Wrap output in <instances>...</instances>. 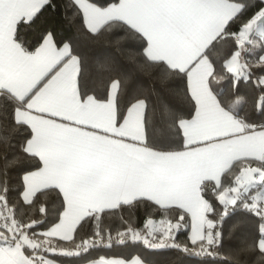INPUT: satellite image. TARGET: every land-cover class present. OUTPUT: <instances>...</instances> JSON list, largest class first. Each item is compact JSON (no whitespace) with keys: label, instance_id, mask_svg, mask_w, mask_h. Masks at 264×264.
I'll return each mask as SVG.
<instances>
[{"label":"snow or ice","instance_id":"obj_1","mask_svg":"<svg viewBox=\"0 0 264 264\" xmlns=\"http://www.w3.org/2000/svg\"><path fill=\"white\" fill-rule=\"evenodd\" d=\"M72 3L83 12L91 35L120 25L140 41L142 71L155 69L162 83L183 78L194 112L190 118L178 117L162 101L158 110L156 105L150 108L148 96L134 97L122 111L123 80L119 76H109L102 95L89 94L84 84L85 60L73 54L68 43L58 48L52 33L43 37L35 51L19 42L20 27L30 26L45 10L54 9L53 0H0V109H10L0 115V149L4 152L0 155V264H56L45 254L79 256L105 238L110 245L112 235L105 237L99 229L94 233L96 239L82 240L75 251L59 248L51 238L71 240V232L84 216L99 220L98 214L105 209L141 200L191 213L192 248L175 242V232L184 227L183 214L175 222L160 220L159 227L149 220L145 227H152L144 234L129 226L116 233L117 243L130 239L142 241L154 252L176 250L219 258L224 218L229 207L235 206L258 218L259 237H242L222 264H247L250 256H255L253 264H264V124L257 131L234 113L242 98L225 100L213 88L226 74L231 75L233 90L241 80L251 79L253 65L243 60L242 52L255 48L264 52V6L244 20L249 11L245 0ZM253 36H259V41ZM228 41L235 50L218 64L217 46ZM255 67L264 73V55L258 56ZM100 68L105 73L114 71L109 63ZM256 84L261 95L255 106L264 113V75L257 77ZM9 115L12 129H30V138L24 139L12 159L6 155L10 145L4 122ZM151 136L161 142L181 137L182 150L149 146ZM21 156L36 160L35 170L22 177L24 204L34 205L42 191L55 189L58 197L62 194L63 218L50 230L36 232L42 220L25 223L16 218L15 205L9 206L8 170ZM237 164L242 165L239 173L225 185L222 176ZM210 183L224 206L219 223L206 215L215 211L202 195ZM257 185L260 190L248 197ZM38 212L45 214L47 209L40 206ZM239 227V222L233 224L231 231ZM89 264L123 261L101 259ZM134 264L146 262L137 259Z\"/></svg>","mask_w":264,"mask_h":264},{"label":"trees","instance_id":"obj_2","mask_svg":"<svg viewBox=\"0 0 264 264\" xmlns=\"http://www.w3.org/2000/svg\"><path fill=\"white\" fill-rule=\"evenodd\" d=\"M92 3L106 5L112 0H89ZM54 9L45 10L39 18L30 26H22L19 29L18 37L25 48L29 51H34L43 37L47 33H52L57 45H62L68 42L72 48L73 54L81 56L87 65L84 84L89 94H103L105 85L109 76H119L123 80L120 92V107L123 111L125 106L134 97L141 98L148 96L149 107L156 105L157 110L160 102L168 104L178 117L190 118V114L194 112L193 104L188 99L185 89L186 81L180 77H173L166 83H162L158 78L155 69L149 68L142 71L141 63V42L128 34L120 25H113L110 29L105 28L100 34L91 35L85 24L83 12L78 10V6L73 5L72 0H53ZM249 6V11L243 18H250L252 14L259 8L264 6L261 0H245ZM233 26L236 30L238 24ZM251 49V46H247ZM221 56L218 64L223 62V59L230 58L231 53L235 50L231 41L222 42L217 46ZM259 48L244 52L243 59L253 65L251 68L252 76L247 82L241 80L238 89L233 90L232 79L230 74H226L227 78L221 80L218 84H214L213 88L218 97L225 100L235 99L236 96L242 98L241 103L235 106L234 113L246 123L253 124L254 122L264 120V113H260L256 109L257 98L261 95V88L257 86V77L264 75L259 68L255 67V61L259 55H263ZM216 59V57H214ZM109 63L114 71L105 73L101 70L100 65ZM217 64V67H218ZM155 89V91H153ZM10 113V109H0V115ZM158 115V111H157ZM5 129L9 134V147L6 155L9 159L16 157L19 154L20 145L26 137L30 138V129L10 127L9 120L4 122ZM149 146L155 147L158 150H180L182 149V138L172 136L161 142L157 136H151L148 140ZM4 152L0 149V155ZM36 160L25 159L20 157L18 163L8 170L9 206L15 205L16 218L25 223L31 220H42L43 223L35 226L36 232H43L54 223H56L63 211L62 194L57 196L58 190H46L38 193V199L34 205L23 203L22 177L28 171L35 170ZM242 165H235L231 173L222 176V182L230 184L236 174L239 173V168ZM213 185L208 184V188L203 192L206 199L213 205L215 211L208 213V218L219 223L220 214L224 210L216 198L217 193L212 190ZM44 206L47 209L45 214L38 212V208ZM179 214H183L185 219L182 222L184 227L175 233V242L181 245L188 244L192 248L189 240V216L187 212L176 206L169 208H161L154 203L141 200L133 205H122L117 209H105L99 213V220L92 216H85L77 225L74 235L71 240H62L60 238H51L53 243L59 248L75 251V245L85 239H96L94 233L97 229L105 237L110 233L113 237L110 245L105 238L103 241H98L95 247L89 249L87 253H82L79 256H63L59 254L46 253L45 255L62 264H81L87 261L98 259L102 256L112 257L119 256L130 259L134 256H139L149 264H222V261L227 257L230 249H234L240 243L242 237H250L258 239V224L257 217L245 212L242 208H229V215L224 218L223 222V246L220 250V257H198L188 255L176 250H167L165 252H154L147 248L142 241H132L127 239L125 243L116 242V233L118 231H126L129 226L133 229L145 233L149 227L145 225L150 219H170L175 222L179 218ZM240 227L232 232L233 224L238 223ZM247 264H253L255 256L246 258Z\"/></svg>","mask_w":264,"mask_h":264},{"label":"crops","instance_id":"obj_3","mask_svg":"<svg viewBox=\"0 0 264 264\" xmlns=\"http://www.w3.org/2000/svg\"><path fill=\"white\" fill-rule=\"evenodd\" d=\"M87 2H89V3H92V2H90L89 0H87ZM53 39H54V37H53ZM54 43L56 44V42H55V39H54ZM65 43H68V42H65ZM65 43H63V44H65ZM63 44L62 45H57L56 44V46L58 47V48H60V47H62L63 46ZM69 44V43H68ZM70 45V44H69ZM35 51V50H34ZM263 55H264V53H263ZM216 93V92H215ZM239 117V116H238ZM240 118V117H239ZM257 131H259V130H257ZM180 150H182V149H180ZM253 166H256V164H255V162L253 163ZM34 171V170H33ZM27 173V172H26ZM25 173V174H26ZM202 195H203V197H204V199H206V197L204 196V194L202 193ZM207 200V199H206ZM239 203V202H238ZM232 207H235V206H230L229 208H232ZM64 210V209H63ZM188 214V216H189V240H191V235H192V227H191V225H192V218H191V213H187ZM207 216H208V213L206 214ZM85 217V216H84ZM63 218V211H62V213H61V216H60V218H59V220L56 222V223H54L53 225H51L50 227H48L47 229H45V230H43V232L44 231H47V230H50L52 227H54L55 225H57V224H59L60 222H61V219ZM81 221V220H80ZM79 221V222H80ZM78 222V223H79ZM78 223L75 225V228H74V230L71 232V236L73 237V235H74V232H75V229H76V227H77V225H78ZM177 232V231H176ZM175 232V233H176ZM53 238H60L59 236H56V237H53ZM47 258H49V259H52V258H50V257H48V256H46ZM101 259H104V260H108V261H112V260H118V261H123V264H134V262L137 260V259H141V260H143L142 258H140L139 256H134V257H132V258H130V259H126V258H123V257H119V256H112V257H105V256H102V257H100V258H98V259H95V260H91V261H87V262H84V263H81V264H89V262H92V261H99V260H101ZM53 260V259H52ZM55 261V260H54ZM144 261V260H143ZM56 264H62V263H59V262H57L56 261ZM146 264H149L148 262H146Z\"/></svg>","mask_w":264,"mask_h":264},{"label":"built area","instance_id":"obj_4","mask_svg":"<svg viewBox=\"0 0 264 264\" xmlns=\"http://www.w3.org/2000/svg\"><path fill=\"white\" fill-rule=\"evenodd\" d=\"M264 124V120L254 122L252 125L256 127L257 130H260V125ZM260 190V186L257 185L256 188H252L249 190L247 196L251 197L252 195H255Z\"/></svg>","mask_w":264,"mask_h":264},{"label":"rangeland","instance_id":"obj_5","mask_svg":"<svg viewBox=\"0 0 264 264\" xmlns=\"http://www.w3.org/2000/svg\"><path fill=\"white\" fill-rule=\"evenodd\" d=\"M254 40H256V41H259V36H253L252 37ZM247 47V46H246ZM243 54H244V52H242V58H243ZM244 60V59H243ZM150 220H152L153 221V224L156 226V227H159V221L161 220V219H150ZM151 225L149 226V229L148 230H150L151 229ZM142 234H144V233H142ZM158 234V233H157Z\"/></svg>","mask_w":264,"mask_h":264}]
</instances>
